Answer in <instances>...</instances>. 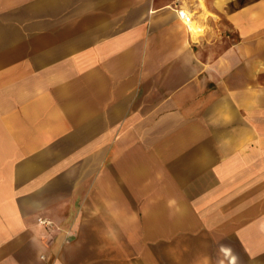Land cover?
Wrapping results in <instances>:
<instances>
[{
  "label": "crops",
  "instance_id": "obj_1",
  "mask_svg": "<svg viewBox=\"0 0 264 264\" xmlns=\"http://www.w3.org/2000/svg\"><path fill=\"white\" fill-rule=\"evenodd\" d=\"M74 4L72 48L67 29L53 44L51 29L21 40L19 25L4 45L0 20V264H69L91 196L79 165L101 149L110 165L128 164L118 151L150 149L133 163L140 182L149 160L186 150L188 165L225 184L215 199L234 190L264 207V0ZM204 8L219 19H202ZM181 9L198 12L203 35ZM254 224L264 234V216Z\"/></svg>",
  "mask_w": 264,
  "mask_h": 264
},
{
  "label": "rangeland",
  "instance_id": "obj_2",
  "mask_svg": "<svg viewBox=\"0 0 264 264\" xmlns=\"http://www.w3.org/2000/svg\"><path fill=\"white\" fill-rule=\"evenodd\" d=\"M28 1L0 0L4 45L9 43L12 25H19L21 40L51 29L53 44L59 40L60 27L67 29L72 48L79 26L75 0H49L53 3L49 6L28 5ZM197 14L193 13L194 37L205 30ZM48 15L51 21H43ZM208 16L219 19L204 8L202 19ZM85 152L79 151V157ZM179 152L164 150L162 166L149 160L143 182L135 171L139 166L133 163L154 158L150 149L118 151L116 163L127 165L108 164L107 149L85 157L79 177H88L91 196L82 214L79 246L67 254L69 264H264V234L254 224L264 216L259 213L263 204L243 201L234 190L225 191L222 200L215 199L226 190L225 184L221 189L203 167L187 164L188 151Z\"/></svg>",
  "mask_w": 264,
  "mask_h": 264
},
{
  "label": "built area",
  "instance_id": "obj_3",
  "mask_svg": "<svg viewBox=\"0 0 264 264\" xmlns=\"http://www.w3.org/2000/svg\"><path fill=\"white\" fill-rule=\"evenodd\" d=\"M178 14H179L180 19L188 26L189 30L193 33L189 25V20L193 19V14L189 13L188 11L184 9L178 10Z\"/></svg>",
  "mask_w": 264,
  "mask_h": 264
},
{
  "label": "bare ground",
  "instance_id": "obj_4",
  "mask_svg": "<svg viewBox=\"0 0 264 264\" xmlns=\"http://www.w3.org/2000/svg\"><path fill=\"white\" fill-rule=\"evenodd\" d=\"M189 25H190V27H191L192 31H194L192 27H195V28L197 29L196 22H195V21H193V19H190V20H189Z\"/></svg>",
  "mask_w": 264,
  "mask_h": 264
}]
</instances>
